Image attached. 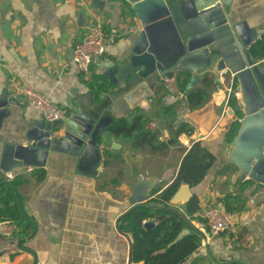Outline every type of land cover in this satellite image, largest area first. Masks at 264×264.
Segmentation results:
<instances>
[{"label":"crops","instance_id":"obj_1","mask_svg":"<svg viewBox=\"0 0 264 264\" xmlns=\"http://www.w3.org/2000/svg\"><path fill=\"white\" fill-rule=\"evenodd\" d=\"M182 1L167 0L170 6ZM230 6L234 22L245 21L264 32V0H231ZM96 22L104 25L109 43L106 53L94 59L92 81L88 82L72 62L73 51ZM127 25H138L140 30L123 35L122 28ZM141 31L131 7L122 0H0V97L6 91L7 99L18 103L9 105L11 113L0 128V162L5 144L24 143L27 131L43 119L27 105L17 88L41 93L67 109L70 117L74 115V101L80 103L83 111L97 107L98 112L114 119L128 116L137 107L152 113L153 103L165 91L167 83L161 82L163 77L151 82L154 96L136 107L125 99L126 91L121 93L113 86L100 103L90 90L95 76L103 77L110 85L105 73L131 56ZM216 66L217 63L199 77L200 82L206 74L219 78L217 90L208 104L189 113L187 123L194 126V131L190 136L182 135L181 146L172 148L166 156L134 152L122 142L111 140L101 146L103 167L96 178L78 175V158L59 153H51L44 168V181L39 182L38 176L33 175L36 169L19 173L25 175L26 183L18 192L27 214L37 222V231L27 243V250H22L15 239L0 235V264H128L129 242L119 232L117 223L131 209L138 179L167 187L174 181L185 152L200 141L218 155L219 161L208 178L191 189L192 197L200 199L201 209L196 215L198 220L191 224L204 237L201 247L185 264H264V197L256 196V184L246 191L245 209L240 215L234 213L235 227L229 233L210 236L202 217L203 211L211 207L224 210L220 200L238 192L237 182L242 180L239 171L220 174L224 166L233 165L222 159L229 143L225 136L233 124L241 123L243 116L233 112L240 101L238 92L237 104L230 106L229 117L218 124L234 78L225 71L218 74ZM169 137L165 130L162 139ZM105 151L112 157L106 160ZM105 161L109 165L104 167ZM19 174L7 176L0 170V179H13ZM177 207L181 209V205Z\"/></svg>","mask_w":264,"mask_h":264},{"label":"water","instance_id":"obj_2","mask_svg":"<svg viewBox=\"0 0 264 264\" xmlns=\"http://www.w3.org/2000/svg\"><path fill=\"white\" fill-rule=\"evenodd\" d=\"M122 1L131 7L142 31L132 46L131 56L105 73L109 84L121 93L126 91L125 99L136 107L154 96L153 80L180 71L192 74L195 85L200 82L199 76L217 63L218 74L228 72L238 82L240 101L233 112L243 116L240 129L227 144L222 159L238 169L242 180L264 186V65L255 63L250 53L264 32L251 28L245 21L234 22L231 0H184L175 6H170L167 0ZM219 81L217 78L216 82ZM161 82L166 81L161 78ZM74 102V115L68 120H37L25 134L24 143L5 144L1 172L9 176L25 169H44L51 153H59L78 158V175L98 177L103 167L99 140L106 136L115 119L101 114L97 107L83 111L80 103ZM9 105L18 103L7 99L4 91L0 97V128L11 113ZM156 184L138 179L130 200L131 209L146 204ZM191 198V188L182 184L171 204L181 205L182 212L190 217ZM155 226L154 221L144 223L148 230ZM117 228L129 242L128 264H131L132 240L120 231L119 221Z\"/></svg>","mask_w":264,"mask_h":264},{"label":"trees","instance_id":"obj_3","mask_svg":"<svg viewBox=\"0 0 264 264\" xmlns=\"http://www.w3.org/2000/svg\"><path fill=\"white\" fill-rule=\"evenodd\" d=\"M250 53L255 63L264 60V34L250 48ZM168 76L174 77L177 88L185 94L186 107L190 112H195L208 104L219 85L211 74L204 75L200 84L196 86L193 85L190 73L178 71L175 75L169 73ZM93 80L90 90L95 101L100 103L104 95L110 94L112 85H108L103 77L95 76ZM238 92L239 85L234 78L229 106L237 104ZM163 96L164 94L155 100L150 114L137 107L128 116L115 119L109 126L106 136L99 140L100 144L118 140L134 152H144L153 156H166L172 148L180 147L179 138L182 135L190 136L194 126L187 122H178V106H166ZM150 122H155L157 128L151 129L148 126ZM239 126L240 123H235L230 127L225 136L226 142H232ZM165 130L170 134L168 140L162 139ZM104 155L106 160L112 157L108 151H105ZM218 161V155L203 142L193 143L185 152L174 181L167 187L157 185L151 190L150 200L146 204L132 208L120 219V231L132 240L134 264H185L201 247L203 235L191 224L198 220L196 215L201 210L200 199L196 195L191 198L188 205L190 218L186 217L180 208L173 206L171 200L182 184L189 185L191 189L201 185ZM108 165V161H105L104 167ZM236 172L238 169L235 166L226 165L220 174L233 175ZM33 175L38 176L39 182H42L46 178V171L36 169ZM25 183L26 178L23 174L16 175L13 179L6 176L0 179V223L10 222L17 227L14 239L22 250L28 249L27 243L37 231V222L34 217L27 214L24 199L18 192ZM237 184L239 191L225 195L220 203L224 211L240 215L245 209L246 191L256 185L252 181L240 179ZM147 221H156V226L150 230L145 229L144 223ZM186 230L189 232L183 235ZM227 264L242 263L230 261Z\"/></svg>","mask_w":264,"mask_h":264},{"label":"built area","instance_id":"obj_4","mask_svg":"<svg viewBox=\"0 0 264 264\" xmlns=\"http://www.w3.org/2000/svg\"><path fill=\"white\" fill-rule=\"evenodd\" d=\"M140 26L127 25L122 28V34L128 35L130 33H138ZM108 37L104 31V25L101 22H96L89 26L87 34L84 38L75 45L73 51L72 62L76 69L83 74L85 80L92 81L91 67L95 58L103 56L108 48ZM264 65V60L260 62ZM173 75H175L173 73ZM166 81V91L163 96V102L166 106L177 105L178 122H187V117L191 113L186 107V96L182 93L175 84L174 77L170 78L167 75L163 77ZM19 95L24 97L27 105L36 109L45 121H66L70 118L69 111L54 104L49 98L41 93L29 88H17ZM232 93V86L227 90V97L223 113L220 117V122L229 117L228 111L231 110L229 106V99ZM241 121V120H239ZM148 126L151 129H156L157 124L150 122ZM215 130V129H214ZM256 196L264 197V186L259 185L256 188ZM202 217L205 221L206 228L210 236H217L221 233L232 230L235 227V214L224 211L218 207H211L203 211ZM17 232V227L10 222L0 223V235L8 240H13Z\"/></svg>","mask_w":264,"mask_h":264},{"label":"rangeland","instance_id":"obj_5","mask_svg":"<svg viewBox=\"0 0 264 264\" xmlns=\"http://www.w3.org/2000/svg\"><path fill=\"white\" fill-rule=\"evenodd\" d=\"M231 78H233V76L231 75ZM226 233H229V232H226Z\"/></svg>","mask_w":264,"mask_h":264}]
</instances>
